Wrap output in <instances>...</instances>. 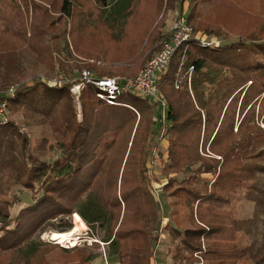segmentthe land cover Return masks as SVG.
<instances>
[{
    "label": "trees",
    "instance_id": "obj_1",
    "mask_svg": "<svg viewBox=\"0 0 264 264\" xmlns=\"http://www.w3.org/2000/svg\"><path fill=\"white\" fill-rule=\"evenodd\" d=\"M258 1L260 9L252 14L233 0H144L119 39L111 34L115 27L101 23L96 2L106 10L108 0H0L1 90L26 77L25 63L48 73L59 66L70 80L74 67L56 57L66 37L75 42L73 60L87 62L76 65L81 71L136 77L161 51L166 13L177 3L190 2L187 22L195 35L242 39L219 47L195 38L181 44L160 80L169 105L160 127L153 117L158 106L148 99L128 94L111 106L97 98L94 86L82 91L79 110L71 93L74 79L55 87L37 83L9 99L27 126L51 132L62 156L43 161L31 154L29 137L18 125L0 127V256L28 247L34 256L33 236L45 224L76 213L91 227L105 229L103 242L112 256L152 264L162 203L150 185L161 182L147 165L150 156L155 163L151 144L160 138L169 143L160 174L167 179L162 193L171 208L164 229L174 243L171 264H263L264 246L258 251L254 240L256 226L264 225V92L254 78L261 76L264 89V0ZM90 17L97 20L94 28ZM14 185L36 201L11 229L14 201L7 192ZM245 200L254 203L250 219L239 214ZM93 260L83 255L79 264Z\"/></svg>",
    "mask_w": 264,
    "mask_h": 264
},
{
    "label": "rangeland",
    "instance_id": "obj_2",
    "mask_svg": "<svg viewBox=\"0 0 264 264\" xmlns=\"http://www.w3.org/2000/svg\"><path fill=\"white\" fill-rule=\"evenodd\" d=\"M233 1L240 8L249 11L252 14H257V12L260 9V4L258 0H233ZM143 3L144 0H108V7L106 8V10L104 9L105 7L99 5L97 2L96 5L99 9H101V23L103 24L104 21H108L111 26L115 27L114 28L115 30H113V33L111 34L120 39L129 22L135 17H137V15L141 12ZM81 7L88 9L86 6H81ZM95 7L94 8L92 7L91 9L93 10L95 9ZM203 7L204 9H207L208 5L206 4ZM190 8H191L190 2H185L184 4L177 3L174 9H171L166 13L165 26L162 29V35L164 37L172 30V28L176 24V21L179 18L188 17ZM90 22L93 28L97 26V20H95L94 17L93 20L92 17H90ZM27 23L29 26L32 23V8H30V15L29 18L27 19ZM227 37L228 38L226 39L225 38L223 39L221 37L220 38L213 37L212 39L214 41L216 40L219 41L220 46L228 45L237 41H242V39L236 38L232 35ZM67 44L68 46L66 48ZM74 44H75L74 40L72 41L70 37H66L65 39H63V43H62V48L64 49V51L61 48L63 52L62 53L60 52L61 54L57 53L58 55L56 56L59 58H66L67 59L66 62H68V64L74 67L73 76L71 77L70 80L75 79L78 76V73L81 71V69L76 65L87 63L85 59H81V60L77 59V61L73 60L74 58L77 57L72 48ZM90 62L94 63L98 67L108 66V64L104 60L102 61L92 60ZM25 65L27 71V73L25 74L26 77L21 78L17 82H13V83L11 82L5 84L6 85L5 89L3 90L0 89L1 90L0 95L2 99H7L6 93L7 90L11 87L16 86L17 92L15 96L10 100L14 99L20 91L29 89L37 83H45L50 87H55L54 86L55 83L57 84L56 86H59L60 83L62 85L64 82L70 81V80H66L65 74L60 72L59 66H57V72L48 73L43 67L35 71L34 67H31L30 63L28 64L25 63ZM5 70H7V67L5 68L4 65L1 67V71L5 72ZM91 71L95 72L98 75L96 71L94 70ZM111 75L112 74H107V76L105 77H111ZM224 75H229V73L225 71ZM119 76H123V75H119ZM254 78L259 81L257 84L258 89L264 92V89L261 86V81H262L261 76L260 75L255 76ZM72 97L77 105V108L79 109L81 102V95L75 96L72 93ZM161 115H162L161 108L155 107L153 110V117L154 119L157 118L159 120V124H157V126L159 127L161 126L160 124H164L163 121L161 120ZM7 117H8V122L6 124L0 123V127L9 125L11 122H14L16 125H18L21 128V131L29 137L31 143L30 152L32 155L49 163H54L57 159H59L62 156L60 148L58 146H55V141L51 138V134H50L51 132L49 130L42 129L36 125H32V127L27 126L28 121L25 118L24 114L22 112L14 114L10 108V102H9ZM155 123H157V121ZM259 123L261 124V121ZM159 130L156 138H158V136L160 135ZM153 146H154L155 163L152 164L151 162L152 157L150 156L147 166L150 173L155 172L156 177H158V179L161 182V184H159L153 181L150 185V190L156 202L159 203V201H161L162 203L160 206V212H161L160 223H162V225H160L159 227L160 240L158 239L159 241L156 248L157 250L155 249L156 254L153 255L152 264H171V256L169 255V249L173 247L174 243L170 235L164 230L168 224V219L166 218L168 217L171 208L166 203L165 196L162 193V186L167 183V179L162 177L160 174L161 165L163 163H166L168 160L169 143L166 139L160 140V138H158L155 139L151 144V147ZM207 153L210 154L208 151ZM198 166L199 165L193 166V168L189 170V174ZM174 177H176L178 180H183L185 178L184 175H175ZM203 178L211 182L214 181L215 179V177L212 175H204ZM7 194L9 195V197L13 198L14 201L13 208L11 209V217L13 223L10 226V228L12 229L16 226L15 222L19 219L21 212L27 209L28 207L34 205L36 200L29 191L23 189L20 185H14L7 192ZM238 209H239V214L243 219H250L254 215V210H255L254 203L249 202L248 200L240 202L238 204ZM75 214L76 213L72 214L71 216L65 217L63 218V220L59 218L57 220L45 224L44 227L33 236L32 242L35 244V248H37L36 254L34 256H32V252H31L32 248L28 247L25 251L19 254L17 253L11 254L10 256L7 255L5 257L0 256V264H39V263L43 264L45 262L50 264H79V262L81 261V257L83 255L84 256L89 255L91 258H93L94 260L92 264H115V263L129 264L128 259L121 260L117 256L111 255V249L109 248L108 243L103 242L106 241L105 229L101 228L99 225H96L95 227H91L83 220L82 222H79L80 223L79 226L81 227L80 235L82 237V240L80 242V245H78L75 248H69L62 244L59 245V243L57 242H52L49 239L46 240L44 239V235L47 232L69 231L76 224V222L74 221ZM258 224L259 225H257L254 230L255 231L254 234L256 236V239L254 240H255L256 249H258L259 251L260 248L264 246V225L261 223ZM0 228H1V224H0ZM1 235H3V233L0 230V236ZM83 250L86 251V253L79 254V251H83Z\"/></svg>",
    "mask_w": 264,
    "mask_h": 264
},
{
    "label": "built area",
    "instance_id": "obj_3",
    "mask_svg": "<svg viewBox=\"0 0 264 264\" xmlns=\"http://www.w3.org/2000/svg\"><path fill=\"white\" fill-rule=\"evenodd\" d=\"M193 38L198 40L203 46H220V42L217 40L214 41L202 34L195 35L193 28L187 22V18L181 17L166 35L161 51L152 57L136 77H99L95 72L85 69L80 71L74 79L71 92L75 96H80L86 87L94 86L97 89V98L111 106L116 105L121 96L128 94L148 99L152 104L161 108V120L165 124L169 105L160 91V80L162 75L168 70L175 51L182 43ZM56 85L55 83L54 86ZM16 92V86L9 88L6 93L7 99L0 101V123L6 124L8 122L9 99L13 98ZM154 121L159 122L157 118ZM79 237L77 239L78 245H80L82 240L81 235ZM65 246L74 248L71 244H66Z\"/></svg>",
    "mask_w": 264,
    "mask_h": 264
},
{
    "label": "bare ground",
    "instance_id": "obj_4",
    "mask_svg": "<svg viewBox=\"0 0 264 264\" xmlns=\"http://www.w3.org/2000/svg\"><path fill=\"white\" fill-rule=\"evenodd\" d=\"M74 221L76 222V224L69 230L66 232H47L44 235V239H49L52 242H57L59 244L62 245H66V244H71L73 245V247H77L78 246V238L80 233H81V227L79 226L80 223L82 222V218L80 217V215L75 214L74 217ZM80 238V237H79Z\"/></svg>",
    "mask_w": 264,
    "mask_h": 264
},
{
    "label": "crops",
    "instance_id": "obj_5",
    "mask_svg": "<svg viewBox=\"0 0 264 264\" xmlns=\"http://www.w3.org/2000/svg\"><path fill=\"white\" fill-rule=\"evenodd\" d=\"M166 142V141H165ZM116 264V263H115Z\"/></svg>",
    "mask_w": 264,
    "mask_h": 264
}]
</instances>
